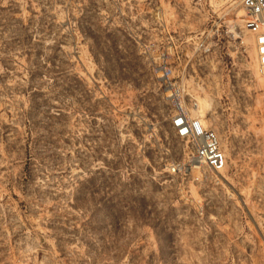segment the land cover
<instances>
[{"label":"rangeland","instance_id":"374dc122","mask_svg":"<svg viewBox=\"0 0 264 264\" xmlns=\"http://www.w3.org/2000/svg\"><path fill=\"white\" fill-rule=\"evenodd\" d=\"M239 0H0V264H264V72ZM213 128L220 172L171 120Z\"/></svg>","mask_w":264,"mask_h":264},{"label":"built area","instance_id":"2783aa9c","mask_svg":"<svg viewBox=\"0 0 264 264\" xmlns=\"http://www.w3.org/2000/svg\"><path fill=\"white\" fill-rule=\"evenodd\" d=\"M202 4L208 0H194ZM244 10V27L256 38L258 66L264 72V0H239ZM177 138L185 142L191 163L220 172L226 166V155L217 132L199 117L179 108L171 120Z\"/></svg>","mask_w":264,"mask_h":264},{"label":"bare ground","instance_id":"6f19581e","mask_svg":"<svg viewBox=\"0 0 264 264\" xmlns=\"http://www.w3.org/2000/svg\"><path fill=\"white\" fill-rule=\"evenodd\" d=\"M241 17H242V16H240V18H239L238 21L241 22V23H243V22H244V19H242ZM249 32H250V31H249ZM250 33H251V32H250ZM251 34H252V33H251ZM252 35H253V34H252ZM253 36H254V35H253ZM254 38H255V36H254ZM256 42H257V41H256V38H255V43H256Z\"/></svg>","mask_w":264,"mask_h":264}]
</instances>
